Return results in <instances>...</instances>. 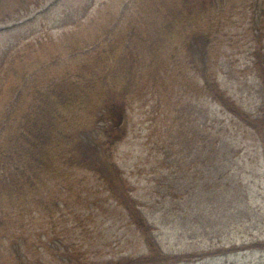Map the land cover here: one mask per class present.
<instances>
[{
	"label": "trees",
	"instance_id": "obj_1",
	"mask_svg": "<svg viewBox=\"0 0 264 264\" xmlns=\"http://www.w3.org/2000/svg\"><path fill=\"white\" fill-rule=\"evenodd\" d=\"M172 1L178 0H128L119 16L85 24L88 33L81 31L78 20H73L76 32L63 33L64 39L65 34L73 39L62 45L66 55L58 54L48 67L31 73L26 68L16 69L13 73L17 77L11 73L8 99L0 113V264H49L37 258L40 254L60 264H183L231 251L264 250V242H256L167 255L156 246L151 228L130 194V182L114 160L125 135V125L120 124L125 108L134 101L147 103L148 96L153 100L160 75L169 71L178 76V66L184 61L189 70L202 77V85L179 79L188 86L182 88L177 83L183 92L181 97L191 93L197 101L193 105L196 109L189 119L181 120L173 136L180 145L179 156L176 151L166 154L167 173L158 182L164 200L173 206L181 190L176 186L179 180L172 175H190L189 185L210 184L211 192L216 194L220 189L234 207L241 208L238 203L241 193H248V183L245 176L237 174L242 149L234 141L246 140L243 149L253 155L255 163L264 165V54L260 47L264 41V3L243 0L229 10L225 8L223 20L200 21L193 17L191 6L203 10L206 2L214 1L218 6L221 1L182 0L188 11L172 8ZM135 5V13L126 19ZM240 11L246 32L257 46L249 63L254 82L260 86L256 114L229 97L211 72L210 62L223 48V42H216L218 30L226 29ZM185 16L187 34L177 42H169H174L173 49L181 56L171 54L168 58L169 54L162 55L156 43L161 37L164 41L168 36L165 33L184 32L181 19ZM159 20L163 26L158 25ZM22 60L23 56L15 52L10 61L13 69ZM8 75L7 70L0 72V95ZM201 97L219 106L225 120L202 108L198 103ZM180 161L185 165H177ZM79 172L91 174L102 184L115 208L124 211L136 235L146 243L145 252L105 260L98 257V252L92 255L84 249L85 242L78 237L99 241L93 233H87L92 211L99 204L98 198H93V209L88 207L91 212L84 214L83 220L76 217L81 213L75 211L78 204L92 202L89 196H83L88 189L76 179ZM34 226L35 239L40 243L35 253L29 244L35 230L23 233ZM6 242L11 250L7 258L3 251Z\"/></svg>",
	"mask_w": 264,
	"mask_h": 264
},
{
	"label": "rangeland",
	"instance_id": "obj_2",
	"mask_svg": "<svg viewBox=\"0 0 264 264\" xmlns=\"http://www.w3.org/2000/svg\"><path fill=\"white\" fill-rule=\"evenodd\" d=\"M242 1L225 0L231 4ZM125 2L127 0H0V58L8 49L11 51L14 48L16 40L19 42L24 40V43H27L29 38L26 39L25 34L29 33L30 39L34 40L31 45H36L26 50L30 52L26 69L31 73L46 67L50 63L49 57L63 52L59 43L62 39V29H66L69 34L76 32L72 22L78 20L81 31L88 33L84 28L85 24L92 21L90 19L106 20L109 16L116 14ZM260 2L264 3V0ZM182 4V0L170 3L172 8L177 6L181 11L182 9L188 11V7ZM191 7L194 12H197L195 6ZM17 8H22L23 13L27 10L26 16L18 19L20 16L15 12ZM134 9H137L136 5L131 8L126 19L135 13ZM242 16L241 11L238 15L235 14V22L230 26L232 29L229 30V26L226 25V29L223 30L224 32L229 30L227 39L231 38V46L230 48L228 46L225 55L216 60L214 67L217 69V78L221 87L227 95L236 100L246 111L256 114L260 86L253 83L254 76L251 75L250 70H247L255 42L246 32L245 23L240 20ZM186 22L185 16L181 19V23L185 25ZM158 25L163 26L160 20ZM183 30L184 32L179 34L177 31L171 34L165 33L164 35L168 34V36L163 37L164 41L162 37L159 38L156 44L162 55L167 53L169 58L171 54H174L175 57L180 58L181 54L173 49L174 42L171 44L169 42L181 40L182 36L187 34V25L183 26ZM224 32L220 35L218 32L217 43L223 40ZM39 41L40 44H37ZM178 69V74L182 73L180 76L160 75L155 87V98L152 100L148 96V105L144 106L139 101H132L133 103L127 107L126 116L121 121L125 122L127 132L114 155V160L121 171L133 182L132 193L134 198L140 202L145 221L151 228L150 234L159 250L170 256L211 250L223 243H235L239 246L243 243L250 245L264 242V179H261L264 175L261 166L254 167L257 166L255 163H251L246 168L241 163L237 165V174L245 176L248 183V193L243 191L241 202L238 203L241 208L234 207L220 192V189L216 194L211 192L210 184L205 185V182H199L197 186L196 184L189 185L190 175L177 176V181L185 180L186 182L176 183L181 186L183 195L178 196L173 206L164 207L163 198L156 193V179L160 177L161 171L165 173L159 168L160 153L167 149L174 150L176 144L172 134L181 125V120L190 116L188 111L193 112L196 109L191 103V97L194 99V95L188 93L181 97L180 94L183 92L177 85L179 82L182 88L188 87L179 79L191 80V71H187L182 63ZM11 76L8 75L4 91L0 95V113L8 99L7 89L9 79H12ZM203 106H205L204 101ZM211 111L217 113L219 120H225L219 108ZM79 173L76 179L88 189L87 191L84 189L83 196H89L92 202L90 204L88 202L85 206L78 204L75 211H81V213L80 215L75 214L76 217L79 216L78 219L83 220L84 214L91 212L94 205L93 198H98L99 204L92 211L90 228L87 227V233H93L94 239L99 241L92 242L89 239L78 237L81 241L84 240V249L92 252V255L98 252V257L105 260L137 256L145 252L146 243L139 235H136V230L130 224L124 211L115 208L113 201L103 191L102 184L91 174ZM199 203L200 207H198ZM71 219L75 220V218ZM34 230L32 236L34 240H31L29 244L33 245L31 249L35 253L36 245H40L35 239L37 227L34 226L31 231L23 233L24 235L32 234ZM13 240L10 241V245ZM81 241L78 243L82 244ZM95 242L103 245H96ZM8 244L9 242L5 243V250L2 248L6 251V258L11 255ZM236 252L238 251L183 264H264V250ZM37 258L44 259L49 264L50 261L53 264H60L53 258L45 257L44 254L38 255Z\"/></svg>",
	"mask_w": 264,
	"mask_h": 264
}]
</instances>
